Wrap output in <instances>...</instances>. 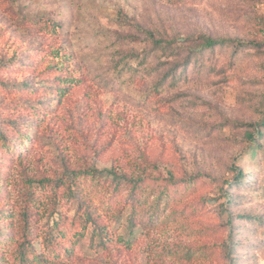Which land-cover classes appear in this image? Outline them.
Segmentation results:
<instances>
[{"label":"rangeland","instance_id":"obj_1","mask_svg":"<svg viewBox=\"0 0 264 264\" xmlns=\"http://www.w3.org/2000/svg\"><path fill=\"white\" fill-rule=\"evenodd\" d=\"M199 34L256 45L201 55L150 92L176 61L150 37ZM262 122L264 0H0V133L11 139L0 142V214L12 215L0 242L13 241L0 264L67 230L55 227L64 204L44 206L48 188L91 168L205 184L172 203L153 194L129 246L83 247L61 264H264V136L254 160L246 137ZM238 170L250 176L234 187Z\"/></svg>","mask_w":264,"mask_h":264},{"label":"trees","instance_id":"obj_2","mask_svg":"<svg viewBox=\"0 0 264 264\" xmlns=\"http://www.w3.org/2000/svg\"><path fill=\"white\" fill-rule=\"evenodd\" d=\"M150 38L154 51L158 50L162 54H168L169 58L176 60L151 87L150 92L154 95L162 92L166 84L176 85L183 78H187L188 67L201 55H212L216 50L230 47L232 58H236L241 50L256 45L254 42L230 38H212L206 34L175 38L172 41ZM182 50L186 55L177 61ZM235 125L242 126L238 123ZM254 126L257 128L253 133H246L248 141L253 144L248 153L250 160L257 158L258 153L255 148L262 149L258 144L264 136V122ZM10 130L16 135L24 137V131L18 125L11 126ZM25 137L27 141L32 139L29 132ZM10 141V137L0 133L2 145L10 143ZM16 142H18V147L24 146L23 141ZM249 176L250 174L245 176L241 170H238L231 182L232 186L244 185ZM204 182H200L197 178L185 179L179 183L171 182L139 174L130 175L116 169H109L106 173L94 168L71 171L56 181L54 185L49 186V193L46 195L49 201L44 205L47 207L49 204H64L66 214L62 213L56 216L55 227L63 225L67 230L56 236L42 237L40 247L43 248V251L40 253L29 252V249L23 247V244L20 245L14 258H17L18 264H61L64 260H70L76 251L84 252L83 247L98 254L103 251L110 252L113 240L115 245L129 246L136 237L138 226L141 224V216L153 194H157L155 197L157 203H160L163 198L167 203H172L180 197L187 196L193 190L200 189L205 184ZM30 210H32L31 207L25 206L21 212L22 224L26 230L29 229V222L32 220L33 213L31 214ZM7 215L9 214H0V219H10L12 216ZM239 218L248 221L251 216L240 215ZM230 223L231 221H229ZM119 230L124 231L125 234L118 235ZM2 236L4 234L0 232V237ZM10 238L8 236L1 242H13ZM55 248L60 250L57 251ZM229 250L231 253V247Z\"/></svg>","mask_w":264,"mask_h":264}]
</instances>
